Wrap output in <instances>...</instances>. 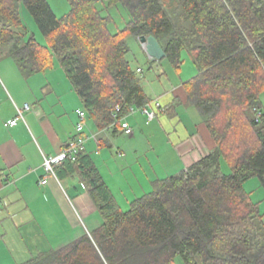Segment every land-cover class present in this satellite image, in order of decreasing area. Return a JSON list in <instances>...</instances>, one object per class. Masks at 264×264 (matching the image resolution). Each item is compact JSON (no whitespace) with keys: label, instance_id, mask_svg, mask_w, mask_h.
I'll list each match as a JSON object with an SVG mask.
<instances>
[{"label":"trees","instance_id":"trees-1","mask_svg":"<svg viewBox=\"0 0 264 264\" xmlns=\"http://www.w3.org/2000/svg\"><path fill=\"white\" fill-rule=\"evenodd\" d=\"M67 1L68 12L57 16L47 0H0V58L9 55L26 77L57 62L96 128L127 136L117 119L129 122L152 101L126 57L125 36L153 35L176 70L184 51L195 65L183 82L185 100L214 145L152 179L125 210L86 149L65 159L57 177L77 170L100 223L21 264H176L177 257L184 264H264V214L244 188L256 177L264 191V0ZM119 6L128 17L111 31L106 9ZM23 7L46 43L28 35Z\"/></svg>","mask_w":264,"mask_h":264},{"label":"crops","instance_id":"crops-1","mask_svg":"<svg viewBox=\"0 0 264 264\" xmlns=\"http://www.w3.org/2000/svg\"><path fill=\"white\" fill-rule=\"evenodd\" d=\"M4 59L0 60V264H21L91 231L99 225L100 218L77 170L62 171L58 179L50 176L46 183L40 182L44 175L43 156H55L61 151L75 133L76 109L83 108L67 75L54 62L53 67L26 77L15 62ZM186 80L172 85L157 101L159 107L151 100L157 115L176 122L168 128L177 134L172 146L179 170L214 145L199 111L186 103L183 87ZM165 97L167 99L162 101ZM66 99L72 102L69 104ZM260 101L264 109V91ZM25 102L31 108L23 111L24 119L9 124L16 115V107H22ZM140 115L128 116L133 127L128 137L134 138L135 131L141 129L138 128ZM86 132V135L92 133L86 141V152L98 168L92 154H101L103 146L114 144L119 137L125 136L120 129L111 127ZM149 132L157 131L152 127ZM118 151L126 155L120 145L115 147L114 153L123 159ZM106 159L114 157L107 155ZM156 177L160 176L155 173L149 182ZM105 181L117 200L110 182ZM261 213L264 214L263 209ZM56 242L58 247H54Z\"/></svg>","mask_w":264,"mask_h":264},{"label":"rangeland","instance_id":"rangeland-1","mask_svg":"<svg viewBox=\"0 0 264 264\" xmlns=\"http://www.w3.org/2000/svg\"><path fill=\"white\" fill-rule=\"evenodd\" d=\"M47 1L57 16L64 15L69 10L67 0ZM101 5H103V2H99V6ZM106 10L112 16L109 28L111 31H116L128 17L127 13L121 6ZM21 15L28 29V35L33 33L39 43H46V38L25 7L22 8ZM125 37L129 48L126 57L132 68H140L138 73L142 78L145 93L153 102L159 101L172 85L180 84L182 80L188 79L196 73V67L185 51L181 54L183 61L176 70L166 58L155 59L154 62L151 61L153 58L149 57L146 53L139 37H135L134 35H127ZM3 58L10 63L13 61L9 55L0 58V60ZM166 99L167 97L162 101ZM66 100L69 104L72 102L70 99ZM135 113L140 112L136 111ZM69 114L72 117L73 112L70 111ZM140 116L138 122L140 126L138 128L141 129L135 131L134 138L128 136L119 137L114 144L103 146L101 154H92L103 176L113 187L118 204L123 210L129 207L130 200L135 195H140L150 189L149 179L154 177L155 173L162 178L172 175L179 170L177 169V165H179L178 159L174 156L175 152L172 146V142L177 139V134L173 129L169 130L168 128L176 124V122L170 120L169 117L163 118L157 115V113L156 117L148 122L143 114ZM74 123H71L73 128ZM152 127H155L157 132L150 134L149 131ZM84 130L85 132L97 130L93 120L89 117H86ZM169 135L170 139L168 138ZM86 136L90 138L92 137V133ZM117 145H120L121 149L126 153V155H123V159H120L114 153ZM160 152L162 153L160 154ZM107 155L113 156L114 159H106ZM225 169L227 170L226 166ZM147 184L149 185L147 186ZM258 184L259 180L256 177H252L245 181L244 188L250 193L253 201L260 202V208L264 210V191ZM56 244L58 243H54V247H58L55 246ZM176 264H184V262L181 258L177 257Z\"/></svg>","mask_w":264,"mask_h":264},{"label":"built area","instance_id":"built-area-1","mask_svg":"<svg viewBox=\"0 0 264 264\" xmlns=\"http://www.w3.org/2000/svg\"><path fill=\"white\" fill-rule=\"evenodd\" d=\"M137 71H140V68H137ZM152 102L146 103L138 108V110L144 114L146 120H153L156 117V111L151 105ZM156 106H159V103L155 101ZM31 108V105L25 102L22 107H16V115L9 121V124H15L16 121L20 119H24L23 111L28 110ZM117 110H119L120 105L117 104L115 106ZM129 110L134 112L135 109L130 107ZM76 113L78 115V121L75 126V136L68 141V143L62 147L61 151L56 154L55 156H43L42 166L44 169V175L41 178V183H46L48 177L52 176L55 179H58L55 169L57 166L61 165L65 159H69L71 161H75L78 154L83 152L86 149V141L89 139V136H86L84 133V126L86 120V112L83 108L76 109ZM113 116L116 118L117 113L114 112ZM127 116H123L118 120L121 124V128L125 134L132 133V127L130 126L129 122L126 120Z\"/></svg>","mask_w":264,"mask_h":264},{"label":"water","instance_id":"water-1","mask_svg":"<svg viewBox=\"0 0 264 264\" xmlns=\"http://www.w3.org/2000/svg\"><path fill=\"white\" fill-rule=\"evenodd\" d=\"M139 40L142 43L146 53L154 59H161L165 56V52L159 41L153 35H141Z\"/></svg>","mask_w":264,"mask_h":264}]
</instances>
